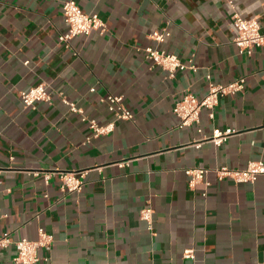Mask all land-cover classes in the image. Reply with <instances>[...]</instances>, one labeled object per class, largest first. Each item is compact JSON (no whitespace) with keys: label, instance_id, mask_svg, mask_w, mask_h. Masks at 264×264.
I'll use <instances>...</instances> for the list:
<instances>
[{"label":"crops","instance_id":"obj_1","mask_svg":"<svg viewBox=\"0 0 264 264\" xmlns=\"http://www.w3.org/2000/svg\"><path fill=\"white\" fill-rule=\"evenodd\" d=\"M66 1L0 0V234H52L38 264H264V176L236 184L215 173L264 162V49L240 55L232 26L237 13L257 18L264 33V0H74L107 32L79 36L70 49L59 41ZM164 29V44L149 38ZM149 47L196 70L170 79L146 58ZM209 76L245 78V90L221 98L214 120L203 109L200 126L181 128L175 103L187 93L204 98ZM40 84L53 106L25 108L21 92ZM60 93L101 125L114 121L101 100L121 96L134 120L88 143V126ZM215 129L236 134L219 148L192 146ZM192 169L208 170L194 189ZM83 171L81 194L63 192L58 176L35 175ZM146 202L151 230L141 219ZM14 257L0 250V264Z\"/></svg>","mask_w":264,"mask_h":264},{"label":"built area","instance_id":"obj_2","mask_svg":"<svg viewBox=\"0 0 264 264\" xmlns=\"http://www.w3.org/2000/svg\"><path fill=\"white\" fill-rule=\"evenodd\" d=\"M63 16L68 30L59 37V41L67 49L71 48L72 42L79 36H89L94 31H98L101 34L107 32L106 24L100 17L86 14L74 0H68L63 4ZM232 26L236 34L234 43L240 55L252 57L256 50L264 49V33H262L261 24L257 18L245 19L236 13L232 17ZM169 37L168 29L155 31L149 35V38L158 45L164 44ZM144 53L147 59L167 72L170 79H176L178 72H184L188 69L196 70L194 65L189 67L178 56L167 53L158 47L146 48ZM208 81L209 91L204 98L199 99L195 95L187 93L175 103L173 112L180 120L181 128L200 126L203 109H207L210 119L214 120L221 98L241 93L246 87L245 78H240L229 84H215L209 76ZM58 96L70 108V111L80 116L81 121L88 126L91 132L88 143L91 140L112 134L117 122L134 120L132 112L127 108L125 100L121 96L109 95L101 100L103 104L107 105L109 112L114 117L113 122L105 125H101L97 120L86 116L81 108L67 100L63 94L60 93ZM21 99L25 108L33 110L36 109L38 103H45L49 106L54 104L53 96L45 84H40L37 87L21 92ZM235 134L236 132L232 129H215L211 136L202 137L199 141L193 143L192 146L199 149L202 145L210 143L219 148ZM207 173L208 170L205 169L187 170L186 174L190 178V188L194 189L200 185L205 180ZM215 173L219 181L230 179L236 184H254L259 177L264 176V162H250L243 170L221 167L216 169ZM2 174L3 172L0 170V195L3 185ZM41 174L44 175L46 182H50L54 176H58L62 182L63 192L81 194L84 190L87 172H37L35 175ZM154 215L155 211L151 207L150 202H146V207L141 211V219L148 224L150 230L153 227ZM2 217L4 216L0 214V220ZM53 243V235L44 228H39L36 240L25 238L15 240L10 234H0V250L14 249L15 257L13 261L15 264H38L40 252H50ZM184 257L192 259L194 257L193 250H187Z\"/></svg>","mask_w":264,"mask_h":264}]
</instances>
